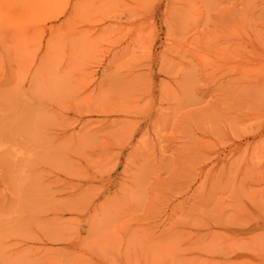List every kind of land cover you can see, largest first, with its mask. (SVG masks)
Wrapping results in <instances>:
<instances>
[{
    "label": "rangeland",
    "instance_id": "374dc122",
    "mask_svg": "<svg viewBox=\"0 0 264 264\" xmlns=\"http://www.w3.org/2000/svg\"><path fill=\"white\" fill-rule=\"evenodd\" d=\"M14 1L0 264H264V0Z\"/></svg>",
    "mask_w": 264,
    "mask_h": 264
},
{
    "label": "bare ground",
    "instance_id": "6f19581e",
    "mask_svg": "<svg viewBox=\"0 0 264 264\" xmlns=\"http://www.w3.org/2000/svg\"><path fill=\"white\" fill-rule=\"evenodd\" d=\"M2 1L3 0H0V19L2 17L1 16L2 15V13H1L2 12V9H1V2ZM30 1L33 2V0H30ZM17 4H18V0H15L9 8L10 13L16 12L15 17H12L11 19L9 18L10 19V28L17 32L19 38H21V37L25 38L28 35V30H27L28 24H26L25 22H26L27 15L30 12H29V8L27 7L26 3L19 2V4L18 5ZM10 13L7 11L6 15L10 14ZM22 49H25V47H22ZM1 145L5 146L6 148L11 146V145L10 146L5 145L4 143H2ZM12 147H14V146L12 145ZM14 151L19 153L18 155L22 154L21 149L17 150L14 147ZM15 156H17V155H15Z\"/></svg>",
    "mask_w": 264,
    "mask_h": 264
}]
</instances>
